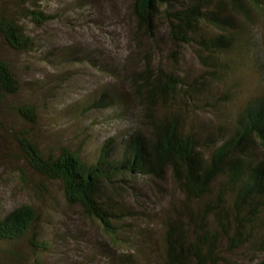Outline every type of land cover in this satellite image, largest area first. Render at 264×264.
<instances>
[{"label": "trees", "instance_id": "trees-1", "mask_svg": "<svg viewBox=\"0 0 264 264\" xmlns=\"http://www.w3.org/2000/svg\"><path fill=\"white\" fill-rule=\"evenodd\" d=\"M82 1L74 6L81 7ZM47 3L3 0L0 38L11 50L38 52L32 25L43 28L60 20L47 11ZM129 9L135 35L158 43L164 25L166 40L193 48L206 76H181L148 59L128 95L141 112L138 127L104 139L89 158L70 147L51 153L41 149L30 133L38 111L30 104L8 106L21 87L9 62L0 57V109L16 112L25 125L7 132L24 165L21 175L39 198L47 191L46 182L57 183L68 205L79 207L112 244L127 251L149 236L153 216L111 195L137 190L132 182L138 180L160 186L169 179L186 204L173 206L161 218L165 264H225L224 244L229 253L246 248L264 256V56L254 38H248L250 27L262 23L264 28V0H131ZM40 53L45 59L58 55ZM72 54L61 58L84 61ZM245 71L257 73L258 88L238 106ZM100 92L85 98L82 116L117 108L111 120L128 117L124 90ZM58 114L64 115V109ZM192 120L196 124L187 126ZM105 186L114 192L106 194ZM41 221L37 208L27 204L0 217V264H43L41 257L53 246ZM138 252L115 256L112 264H141L134 257Z\"/></svg>", "mask_w": 264, "mask_h": 264}, {"label": "rangeland", "instance_id": "rangeland-1", "mask_svg": "<svg viewBox=\"0 0 264 264\" xmlns=\"http://www.w3.org/2000/svg\"><path fill=\"white\" fill-rule=\"evenodd\" d=\"M75 1L48 0L45 4L47 11L59 16L60 20L43 28L32 25L30 34L38 44L37 53L11 50L0 38V57L9 62L21 87L19 95L9 99L8 106L14 108L30 104L38 111L37 122L30 126L32 132H29L38 140L41 149L51 153L61 147H70L91 158L104 139L138 127L141 112L137 102L129 98L130 88L146 68L148 59L154 66L176 71L181 76H206L207 69L198 61L193 48L176 47L166 40L164 25L160 30L162 39L158 43L135 35V21L129 9L131 0H83V3L80 2L81 7L74 6ZM2 2L0 0V5ZM249 29L248 38H254L259 56H264L262 23L259 28ZM70 50L84 58V61L61 58ZM40 51H49L51 54L55 52L58 55L45 59ZM245 73L246 80L243 86L241 83L242 95L238 106L244 100L247 101L248 96L258 88L257 73ZM109 87L124 90V96L128 99V117L111 120L117 108L92 111L82 116L81 111L86 110L81 107L85 98ZM78 102L81 104L73 110ZM71 105V110H68ZM60 109H64V115L58 114ZM205 116L210 119L209 114ZM0 121L5 128L0 127V217L21 205L37 208L45 221H41L44 235L53 246L51 253L41 257L43 264H112L115 256L138 252L140 247L141 253L134 256L139 263L165 264L161 218L173 206L180 208L182 203L186 204L171 180L168 179L160 186L138 180L132 182V185L139 190L135 187L137 190L130 188L111 195L117 201H125L138 210L145 209L153 216L148 220L152 224L149 236L141 240L135 250L127 251L112 244L98 225L82 214L79 207L68 205L57 183L46 182L47 191L43 197H38L34 187L21 175L24 165L17 156L12 137L7 133L13 128L17 131L25 129L24 120L16 112L1 108ZM193 123L194 120L187 123V126L196 124ZM30 175L40 182L39 176L33 173ZM113 189L105 186L106 194L113 193ZM139 236H143V233ZM21 248L26 251L27 247L22 244ZM150 248L152 253L146 254ZM222 249L221 256L225 264H258L264 260V256L252 255L246 248L229 253L224 244Z\"/></svg>", "mask_w": 264, "mask_h": 264}]
</instances>
